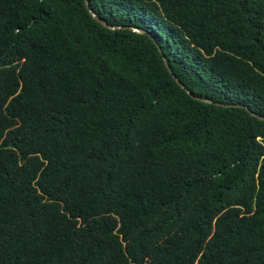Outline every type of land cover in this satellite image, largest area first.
<instances>
[{
	"label": "trees",
	"instance_id": "obj_1",
	"mask_svg": "<svg viewBox=\"0 0 264 264\" xmlns=\"http://www.w3.org/2000/svg\"><path fill=\"white\" fill-rule=\"evenodd\" d=\"M260 118L264 0H0V264H264Z\"/></svg>",
	"mask_w": 264,
	"mask_h": 264
},
{
	"label": "water",
	"instance_id": "obj_2",
	"mask_svg": "<svg viewBox=\"0 0 264 264\" xmlns=\"http://www.w3.org/2000/svg\"><path fill=\"white\" fill-rule=\"evenodd\" d=\"M94 20L97 21V22H100L95 16H94ZM165 65H166V64H165ZM168 71H169V69H168ZM169 72H170V71H169ZM177 84L180 85L179 82H177ZM180 86H181V85H180ZM260 119H263V120H264V118H260Z\"/></svg>",
	"mask_w": 264,
	"mask_h": 264
}]
</instances>
